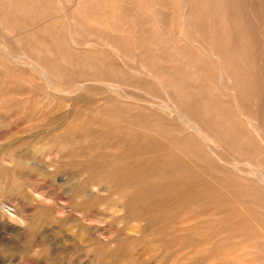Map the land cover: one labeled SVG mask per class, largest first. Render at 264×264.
<instances>
[{
	"label": "rangeland",
	"instance_id": "1",
	"mask_svg": "<svg viewBox=\"0 0 264 264\" xmlns=\"http://www.w3.org/2000/svg\"><path fill=\"white\" fill-rule=\"evenodd\" d=\"M0 1L11 21L9 29L0 27V203L11 208L0 206V264H264V210L255 203L260 194L264 202V182L258 189L254 176L244 172L255 163L252 147L264 151V0H241L248 3L244 22L232 11L233 0ZM18 1L24 8L16 12ZM204 11L210 15L199 18ZM188 22L201 31L185 28ZM224 27L225 66L224 46H207L209 33ZM3 47L28 48L57 71L50 70L51 79L34 76ZM146 63L180 71L177 78L193 91L181 96V106L203 93L212 101L215 115L200 113L201 121L195 120L200 135L191 133L187 119L177 120L151 102L174 103L178 95L170 92L165 73L155 77L140 66ZM134 82L157 97L125 88ZM254 111L260 114V138L243 117ZM223 121L226 129L220 128ZM205 131L215 132L218 147L237 140L234 146L244 148L238 151L243 157L233 159L237 173L211 153L206 161L191 155L207 154L204 137L215 142ZM185 140L186 152L175 148Z\"/></svg>",
	"mask_w": 264,
	"mask_h": 264
},
{
	"label": "bare ground",
	"instance_id": "2",
	"mask_svg": "<svg viewBox=\"0 0 264 264\" xmlns=\"http://www.w3.org/2000/svg\"><path fill=\"white\" fill-rule=\"evenodd\" d=\"M16 1V0H15ZM15 1H13V2H15ZM39 1V0H38ZM79 3H76V4H80V1L79 0H77ZM152 2H153V0H151ZM184 1V0H183ZM182 0H181V2L182 3H184ZM191 1V0H190ZM228 0H226V2H227ZM232 1V0H231ZM230 1V2H231ZM238 1H241V0H238ZM237 0H233V6H231L232 7V9H234V10H232V11H236V13H239L240 14V18L241 19H239L241 22H244L245 20H244V18H243V16L247 13V9H246V3L247 2H245V5H243L242 4V1L241 2H238ZM1 2V1H0ZM146 2V1H145ZM210 2V1H209ZM225 2V3H226ZM7 3V2H6ZM17 3V9H16V12H18V11H20V9L22 10V8H24L23 6H22V8H21V5H22V2H16ZM40 3V2H39ZM111 3H112V1H111ZM148 4H149V1L147 2ZM191 3V2H190ZM193 3H194V1H193ZM192 3V4H193ZM212 3V2H211ZM229 2H227V4H228ZM160 5L162 4V3H159ZM191 4V5H192ZM195 4V3H194ZM226 4V5H227ZM229 4H231V3H229ZM13 5H14V3H13ZM16 5V4H15ZM24 5V4H23ZM39 6H40V4H38ZM114 5V4H113ZM158 5V4H157ZM159 5V6H160ZM163 5V4H162ZM180 5V4H179ZM189 5V4H188ZM247 5H248V3H247ZM20 6V7H19ZM147 6V5H146ZM145 6V7H146ZM193 6V5H192ZM43 7V6H42ZM91 7V6H90ZM89 7V8H90ZM94 7V6H93ZM100 7V6H99ZM102 7V6H101ZM106 7V6H105ZM108 7V6H107ZM149 8H151V5H149L148 6ZM153 7V6H152ZM161 7H165L164 5L163 6H161ZM160 7V8H161ZM186 7V6H185ZM189 7H191V6H189ZM189 7H188V9H189ZM207 7V6H206ZM230 7V6H229ZM231 7H230V9H231ZM6 8V7H5ZM15 8V7H14ZM103 8V7H102ZM207 8H209V7H207ZM34 9H35V7H34ZM42 9V8H41ZM54 9H56V8H54ZM53 9V10H54ZM78 9V8H77ZM97 9V8H96ZM163 8H161V10H162ZM195 9H196V6H195ZM194 9V11H196V10H198V9H196L195 10ZM200 9V8H199ZM226 9V8H225ZM230 9H226V11L227 10H230ZM249 9V8H248ZM27 10V9H26ZM36 10H37V8H36ZM57 10V9H56ZM75 10V9H74ZM92 10V9H91ZM103 10V9H102ZM101 10V11H102ZM150 9H148V11H149ZM208 10H210V9H208ZM208 10H206V11H208ZM33 11V10H32ZM77 11V10H76ZM191 11V10H190ZM200 11V10H199ZM225 11V12H226ZM29 11H27V14H26V16L28 15V14H30V13H28ZM58 12V11H57ZM103 12V11H102ZM138 12V11H137ZM205 12V11H204ZM25 13H26V11H25ZM32 13V12H31ZM36 13H37V11H36ZM39 13H41V12H39ZM46 13V12H45ZM196 13H198V12H196ZM196 13H194L193 12V15L194 14H196ZM210 12H208V14L206 15V12H205V14H200V15H198L199 16V18H203V16L202 15H204V16H208V15H210L209 14ZM34 15H35V13H33ZM50 15H51V13H49ZM59 14V13H58ZM70 14V13H69ZM71 14H72V12H71ZM94 14V13H93ZM101 14H103V13H101ZM138 14V13H137ZM42 15V14H41ZM41 15H39V17L42 19L43 17H41ZM53 15V14H52ZM55 15V14H54ZM81 15V14H80ZM143 15V14H142ZM142 15H140V16H142ZM163 15V14H162ZM224 15V14H223ZM238 15V14H237ZM28 16H30V15H28ZM58 16H60V15H58ZM77 16V15H76ZM187 16V15H186ZM189 16V15H188ZM196 16V15H195ZM220 16V15H219ZM17 17H19L18 15L16 16V19H17ZM139 17V16H138ZM214 17V16H213ZM213 17H211V18H213ZM222 18H223V16H221ZM226 17V16H225ZM234 17V16H233ZM33 19H34V17H32ZM36 18L37 19H40V18H38V14H37V16H36ZM53 18V17H52ZM52 18H50V20H53ZM56 18H57V16H56ZM71 18V17H70ZM73 18V17H72ZM184 18V17H183ZM194 18V17H193ZM201 18V19H202ZM205 18V17H204ZM236 18V17H235ZM238 18V17H237ZM15 19V18H14ZM14 19H13V21H14ZM15 19V20H16ZM23 19V18H22ZM25 19V18H24ZM23 19V20H24ZM66 19V18H65ZM83 19V18H82ZM145 19V18H144ZM195 19V18H194ZM206 19V18H205ZM214 19V18H213ZM45 20V19H44ZM49 20V19H48ZM50 20H49V22H50ZM71 20V19H70ZM181 20H183V19H181ZM185 20H187V19H185ZM199 20V19H198ZM222 20V19H221ZM36 21V20H35ZM42 21V20H41ZM55 21V20H54ZM53 21V23H55ZM74 21V20H73ZM139 21V20H138ZM145 21V20H144ZM197 21V20H196ZM215 21L216 20H212V22L211 23H213V27H214V23H215ZM219 21V20H218ZM223 21L225 22V23H228V20L225 18H223ZM236 21V20H235ZM234 21V22H235ZM10 20H9V18L7 17V15H6V13H5V9H3L2 8V6L0 5V27H3V29H4V27L5 28H7V29H9L8 27L10 26ZM32 22H34V21H32ZM59 22V21H58ZM125 22V21H124ZM128 22H129V20H128ZM134 22V21H133ZM143 22V21H142ZM184 22V21H183ZM195 22V21H194ZM205 22H207V21H205ZM220 22V21H219ZM233 22V23H234ZM237 22V21H236ZM15 23V22H14ZM17 23H18V21H17ZM44 23V22H43ZM126 23V22H125ZM129 23H131V22H129ZM128 23V24H129ZM139 23V22H138ZM187 23V22H186ZM202 23V22H201ZM208 23H209V21H208ZM28 24V23H27ZM48 24H50V23H48ZM47 24V25H48ZM55 24H57V23H55ZM74 24V23H73ZM78 24V23H77ZM140 24V23H139ZM203 24V23H202ZM237 24H239V23H237ZM241 24V23H240ZM243 24V26L246 24V23H242ZM19 25H20V23H19ZM28 25H30V22H29V24ZM27 25V26H28ZM45 25V24H44ZM80 25V24H79ZM127 25V24H126ZM141 25V24H140ZM203 25H205V23L203 24ZM227 25V24H226ZM16 27H17V25H15ZM21 26V25H20ZM81 26V25H80ZM135 26H136V24H135ZM134 26V27H135ZM139 26V25H138ZM142 26H144V25H141V27ZM196 26H198V25H196V23L195 24H191V23H189L188 22V24H187V27H185V28H187V29H190V31H191V29L195 32V29H197L198 28V30H199V27H196ZM206 26V25H205ZM238 26V25H237ZM247 26V25H246ZM16 27H14V28H16ZM29 27H32V25L31 26H29ZM45 27V26H44ZM132 27H133V25H132ZM137 27V26H136ZM207 27H208V24H207ZM206 27V28H207ZM240 27H241V25H240ZM245 27V26H244ZM12 28V27H11ZM14 28H12V29H14ZM21 28V27H20ZM23 28H25V26L23 27ZM22 28V29H23ZM48 27H46V29H47ZM81 28V27H80ZM129 28V27H128ZM127 28V29H128ZM26 29V28H25ZM138 29V28H137ZM174 29V28H173ZM187 29H185L186 31H189V30H187ZM208 29V28H207ZM242 29H243V27H242ZM247 29V28H246ZM2 30V29H1ZM15 30V29H14ZM24 30V29H23ZM44 30V29H43ZM51 30H54V28L52 29L51 28ZM59 30V29H58ZM58 30H56V31H58ZM131 30V29H130ZM140 30V29H139ZM138 30V31H139ZM205 30V29H204ZM243 30H245V29H243ZM4 31V30H3ZM5 31H6V29H5ZM7 31H9V30H7ZM22 31V30H21ZM27 31H29V30H27ZM27 31H25V33L27 32ZM31 31V30H30ZM60 31V30H59ZM58 31V32H59ZM135 31H137L136 29H135ZM134 30L132 31L131 30V32H135ZM142 31V30H141ZM178 31V30H177ZM176 31V32H177ZM185 31V32H186ZM192 31V32H193ZM199 31H201V30H199ZM209 31H211L210 30V28H209ZM241 31V30H240ZM10 32V31H9ZM14 32V31H13ZM16 32H18L17 31V29H16ZM24 32V31H23ZM39 32H42V31H39ZM50 32V31H49ZM75 32V31H74ZM166 32H167V30H166ZM168 32L169 33H171V32H173V31H170V30H168ZM181 32V31H180ZM194 32H193V34H194ZM237 32V31H236ZM6 33V32H5ZM11 33V32H10ZM15 33V32H14ZM43 33V32H42ZM129 33V32H128ZM137 33H140V32H137ZM142 33H145V32H142ZM183 33V35H185L184 34V31L182 32ZM188 34H189V32H187ZM206 33V32H205ZM229 33V31H227V29L224 27L223 29H221V30H219V31H216V30H213V31H211L210 33H209V44L210 45H207V43H205L207 46H213V44H215V42H218L220 45L222 44L224 47H223V49H221L220 50V52L222 51V53H224V54H222V56H224V58H221L222 59V61H220V63L222 62V64L221 65H227L228 64V62H227V57H226V55H229V54H227L228 53V51H227V44L226 45H224L225 44V41H226V36H227V34ZM240 33V32H239ZM12 34V33H11ZM22 34V33H21ZM24 34V33H23ZM30 34H35V33H30ZM39 33H37L36 35H37V37H41V35H38ZM53 34H55L56 35V33L54 32ZM60 34V33H59ZM132 34V33H131ZM136 34V33H135ZM174 34V33H173ZM179 34H181V33H179ZM199 34V33H198ZM204 34V33H203ZM27 35H28V33H26V37H27ZM49 35V34H48ZM55 35H53V36H55ZM144 35V34H143ZM146 35V34H145ZM170 35H172V33L170 34ZM174 35H176V34H174ZM182 35V34H181ZM187 35V34H186ZM185 35V36H186ZM192 35V34H191ZM191 35L189 36V39H190V37H191ZM208 35V34H207ZM16 37H17V35H15ZM14 36V37H15ZM19 37H20V35H18ZM30 36V35H29ZM136 36V38H138L139 39V36L137 37V35H135ZM141 36H142V34H141ZM148 36V35H147ZM146 36V37H147ZM169 36V35H168ZM168 36H166V37H168ZM173 36V35H172ZM7 37V36H6ZM15 37V38H16ZM18 37V38H19ZM60 37H62L61 35H60ZM101 37V36H100ZM134 37V36H133ZM145 37V38H146ZM176 37V36H175ZM180 37V36H179ZM187 37H188V35H187ZM193 37V36H192ZM196 37V36H195ZM3 38H4V36H3ZM24 37H22L21 39H23ZM31 37H29V39H30ZM33 38H35L36 39V36L35 37H33ZM42 38V37H41ZM103 38V37H102ZM106 39H107V37H105ZM105 38H103V39H105ZM141 38V37H140ZM148 38H150V37H148ZM169 39H170V36L168 37ZM168 38H167V40H168ZM173 38V37H172ZM182 38V37H181ZM205 38V37H204ZM26 39V38H25ZM24 40V41H31V40ZM35 39H32L33 40V42H34V40ZM43 39V38H42ZM61 39V38H60ZM60 39H58V40H60ZM112 41H113V39L112 38H110ZM116 39V38H115ZM114 39V43H115V40ZM118 39V38H117ZM144 39V38H143ZM180 39V38H179ZM183 39V38H182ZM193 39V38H192ZM191 39V40H192ZM195 39V38H194ZM202 39V38H201ZM245 39V38H244ZM4 40V39H3ZM37 40V39H36ZM44 40V39H43ZM43 40H42V42L40 43V44H42V43H44L43 42ZM109 40V39H108ZM123 40V39H122ZM142 40V39H141ZM150 39H148L147 41H149ZM152 40V39H151ZM205 40H207L206 38H205ZM17 41V40H16ZM23 41V42H24ZM53 41H57V40H54L53 39ZM168 41H170V40H168ZM167 41V42H168ZM172 41V40H171ZM180 41H182V40H180ZM187 41V40H186ZM20 42H22V41H20ZM37 42H39V41H37ZM37 42H36V44H37ZM50 42H52V40L50 41ZM58 42V41H57ZM102 42H104V40L102 41ZM117 42H121V40H117ZM116 42V43H117ZM123 42V41H122ZM121 42V43H122ZM128 42V41H127ZM127 42H125V44L127 43ZM150 42L151 41H149V44H150ZM173 43L174 42H176V40H174V41H172ZM178 43H179V41H177ZM177 42H176V44H177ZM192 42V43H191ZM190 42V44H193L194 45V42H193V40ZM199 42V41H198ZM203 42V41H202ZM6 44L8 43L7 42V40H6V42H5ZM4 43V44H5ZM17 43V42H16ZM30 43H32V42H30ZM49 43V42H48ZM47 43V44H48ZM62 43V42H61ZM64 43V42H63ZM68 44H69V42H67ZM106 42H104V44H105ZM146 43V42H145ZM154 43V42H153ZM170 43V42H169ZM187 43H188V41H187ZM187 43H185L186 45H187ZM196 43V42H195ZM33 44V43H32ZM46 42H45V47H46ZM59 44V43H58ZM57 44V45H58ZM110 43H108V45H109ZM111 44H113V43H111ZM140 44H142V41H141V43ZM189 44V43H188ZM203 44V43H202ZM50 45H52V44H50ZM55 45V44H54ZM66 45V44H65ZM115 45V44H114ZM136 45H137V43H136ZM155 45V44H154ZM6 46V45H5ZM10 46V45H9ZM16 46H18V44H16ZM56 46V45H55ZM68 46V45H67ZM70 46V45H69ZM109 46H112V45H109ZM115 46H118L119 47V45H115ZM142 46V45H141ZM141 46H140V48H141ZM146 46H147V44H146ZM145 46V47H146ZM7 47V46H6ZM13 47V46H12ZM11 47V48H12ZM20 47H22L21 45H20ZM24 47V46H23ZM34 47H35V44H34ZM44 47V46H43ZM53 47V46H52ZM58 47H60V45H58ZM151 47H153V45L151 46ZM155 47V46H154ZM187 47V46H186ZM216 47V46H215ZM222 47V46H221ZM42 48V47H41ZM57 48V47H56ZM55 48V49H56ZM69 48V47H68ZM112 48H113V46H112ZM120 48V47H119ZM203 48V47H202ZM209 48V47H208ZM2 49V48H1ZM3 49H4V52L6 53V55L8 56V58L10 59V60H13L14 62H19V63H21V64H23V65H25V66H27L28 68H30V70L34 73V76H37V77H43V78H45V79H51L50 77H51V72H50V70L51 71H53L52 70V68L54 69V67L52 66V68H50V66L48 65V66H46V64H45V66L44 65H42L41 64V59H43L42 57L41 58H39V57H37V56H35L33 53V51L31 50V48H30V52H33V53H28L27 52V49L25 50V49H10L9 47L8 48H4L3 47ZM54 49V48H53ZM65 49V48H64ZM115 49V48H114ZM139 49V48H138ZM137 49V50H138ZM148 49V51L150 52L151 51V49L149 50V48H147ZM157 49V48H156ZM217 49V48H216ZM215 49V50H216ZM229 49V48H228ZM47 50L49 51V54H50V52H51V49L50 48H47ZM61 51H64V50H62V49H60ZM71 49H69V51H70ZM202 50H204V48L202 49ZM1 51V50H0ZM3 51V50H2ZM56 51V50H55ZM154 50H152V52H153ZM66 52H67V50H66ZM65 52V53H66ZM143 52H145V51H143ZM149 52L147 53L148 55H150L149 54ZM155 52V51H154ZM182 52V51H181ZM217 52V51H216ZM219 52V53H220ZM60 53V52H59ZM58 53V54H59ZM64 53V52H63ZM72 52H69V54H71ZM213 53V52H212ZM225 53H226V55H225ZM39 54V53H38ZM78 54V53H77ZM77 54H74L73 53V55H77ZM86 54V53H85ZM143 54L144 53H141V56H143ZM191 54H193V52L191 53ZM190 54V55H191ZM195 54V53H194ZM196 54H198V53H196ZM37 55V54H36ZM208 55V54H207ZM218 55V54H217ZM59 56V55H58ZM57 56V57H58ZM219 56H220V54H219ZM63 57V56H62ZM75 57V56H74ZM74 57H72V58H74ZM85 57H87V56H85ZM156 58L158 57V56H155ZM80 59H81V56L79 57ZM84 58V57H83ZM160 58V57H159ZM161 58H162V56H161ZM189 58V57H188ZM190 58H193L192 56L190 57ZM228 58H230V57H228ZM71 59V58H70ZM147 59V58H146ZM145 59V60H146ZM148 59H149V57H148ZM217 59V58H216ZM218 59H220V57L218 58ZM217 59V60H218ZM75 60V59H74ZM83 60V59H82ZM84 60H86V59H84ZM89 60V59H88ZM87 60V61H88ZM153 60V59H152ZM200 60V59H199ZM47 61H48V59H47ZM62 61V60H61ZM61 61L59 60V62L61 63ZM70 61V60H69ZM141 61V60H140ZM210 61V60H209ZM212 61V60H211ZM230 61V60H229ZM63 62V61H62ZM65 62H66V60H65ZM159 62L161 63V60H159ZM167 62H170L168 59H167V61H166V63ZM185 62H187V60L185 61ZM45 63V62H44ZM47 63V62H46ZM73 63V62H72ZM88 63H90V62H88ZM164 63H165V60H164ZM190 63V62H189ZM215 63H217L216 61H215ZM245 63V62H244ZM59 64V63H58ZM57 64V65H58ZM63 64V63H62ZM91 64V63H90ZM139 64H140V62H139ZM142 64V63H141ZM169 64V63H168ZM188 64V63H187ZM211 64V63H210ZM56 65V66H57ZM61 65V64H60ZM67 65V64H66ZM69 65V64H68ZM83 65V64H82ZM92 65V64H91ZM145 65H148V66H146L145 67ZM161 65H162V63H161ZM220 65V66H221ZM55 66V68H57ZM63 66V65H62ZM62 66H60V68L62 69V70H64V68H62ZM140 66H144V70H145V68H147V70L149 71L148 72V74H150V75H154L155 77H157L158 75H160V74H162V73H165L164 75H162V76H166L167 77V79H169V81H170V92H173V93H175V94H177L178 95V98L177 99H174L173 101H174V103L172 102V101H170V103H160V102H157V101H155L154 100V98H152L151 97V102L156 106V107H158V108H163L162 110L164 111L165 109H167V110H169V111H171L172 112V117L173 118H175V119H177V120H188L189 121V127H190V129L192 130V132L191 133H193V134H197V135H200V133H201V130H199L198 129V127H197V125L195 124V120L196 119H198L197 117H198V115L200 114V113H204L203 114V116L206 114V115H208V116H211V115H215V112H216V110L214 109V106H213V103H212V101L210 100V99H207V98H204L205 97V95H204V93L202 94L203 95V98L201 99L200 97L201 96H198V95H196V96H193L192 95V97L190 98V99H187L189 102H185L184 101V106H181L180 104H181V99H186V98H182V97H186L187 95H185V94H192V92L193 91H191L190 93H189V91H186V87H185V85H183L182 84V82H180L179 81V79L180 78H182V80H183V77H180L179 79L177 78V74L176 73H179V72H176V71H174L173 72V70H170V69H163V68H161V69H159V70H157V69H155L153 66V68L151 67V66H149V64L148 63H146V64H143V65H140ZM47 67H49L50 69H47ZM188 67V69H189V66H187ZM194 67V66H193ZM197 67V66H196ZM207 67V65L205 66V68ZM210 67V66H209ZM212 67V66H211ZM58 68H59V66H58ZM59 68V69H60ZM171 68V67H170ZM142 69H143V67H142ZM178 69V68H177ZM207 69V68H206ZM208 69H210V68H208ZM226 69H227V67H226ZM226 69H223L224 71L223 72H225V70ZM55 70V69H54ZM61 70V71H62ZM84 70V69H83ZM190 70V69H189ZM196 70H198L197 68H196ZM202 70V69H201ZM212 70V69H211ZM219 70H221V69H219ZM227 70H230V69H227ZM55 71H57V69L55 70ZM58 71H60V70H58ZM85 71H86V69H85ZM199 71V70H198ZM207 71H209V70H207ZM63 72V71H62ZM61 72V73H62ZM65 72V71H64ZM84 72V71H83ZM176 72V73H175ZM194 72H195V70H194ZM201 72H203V70L201 71ZM53 73V72H52ZM204 73V72H203ZM220 73H221V71H220ZM226 73V72H225ZM57 74V73H56ZM59 74H60V72H59ZM89 74V73H88ZM85 75H86V77H89L86 73H85ZM185 75V74H184ZM226 75V74H225ZM81 76H82V74H81ZM81 76H80V78H81ZM210 76V75H209ZM212 76V75H211ZM218 76H220V74H218ZM227 76H230V75H226V77ZM232 76V75H231ZM238 76H239V74H238ZM83 77H85L84 75H83ZM95 77V76H94ZM204 77V76H203ZM232 78V77H231ZM44 79V80H45ZM89 79V78H88ZM92 80H93V78H91ZM99 79V78H98ZM97 79V80H98ZM188 79V78H187ZM80 80H83V79H80ZM80 80H79V82H80ZM160 80V79H159ZM181 80V81H182ZM203 80V79H202ZM201 80V81H202ZM45 81H47V80H45ZM49 81V80H48ZM84 81V80H83ZM83 81H81L82 82V84H83ZM99 81H100V79H99ZM167 81V80H166ZM189 80H187V82H188ZM211 81V80H210ZM213 81V80H212ZM211 81V82H212ZM85 82V81H84ZM102 82V81H101ZM136 82V81H135ZM135 82L134 83H130V84H124V86H125V88L127 87V89H129L130 91H133V92H138V93H143V94H145V95H147V96H150V95H152L153 97H157V95H154V94H152L151 92H149L148 90H143V89H141L139 86H141V85H137V84H135ZM150 82V81H149ZM160 82V81H159ZM184 82V81H183ZM190 82H193V81H190ZM226 82H229V81H226ZM89 83H90V81H89ZM147 83V82H146ZM189 83V82H188ZM155 84H157L156 82H155ZM162 84V83H161ZM185 84H186V81H185ZM191 84V83H190ZM194 84H196V83H194ZM228 84V83H227ZM100 85V84H99ZM119 85V84H118ZM146 85V84H145ZM149 85V84H148ZM148 85H146V87H148ZM204 85V84H203ZM213 85V84H212ZM85 86H87V84L85 85ZM108 86V85H107ZM142 86H144V84L142 85ZM191 86L192 85H190V88H191ZM121 87V86H120ZM157 87V86H156ZM159 87H160V85H159ZM158 87V88H159ZM193 87V86H192ZM201 87V86H200ZM204 87V86H203ZM78 88V87H77ZM194 88V87H193ZM196 88H198V92H196L195 91V89H194V93L196 92V93H199V90H201V89H199V87H196ZM229 88V87H228ZM161 89H164V88H161ZM166 89V88H165ZM209 89V88H208ZM215 89V88H214ZM218 89V88H217ZM149 90H151V89H149ZM82 91V90H81ZM129 91V92H130ZM202 91V90H201ZM127 93V92H126ZM191 94H190V96H191ZM199 94H201V93H199ZM182 96V97H181ZM158 97H160V95L158 96ZM181 97V98H180ZM199 97V98H198ZM102 99V98H101ZM156 99V98H155ZM103 100V99H102ZM167 100V99H166ZM183 101V100H182ZM226 103H227V101H226ZM228 105H230V104H227V106L226 107H229ZM220 107V106H219ZM165 108V109H164ZM159 109V110H160ZM257 110V109H256ZM255 110V111H256ZM258 110H260V109H258ZM254 111V112H255ZM257 112V111H256ZM256 112L254 113L255 114V116H254V114H253V116H247V117H245V116H243L244 118H245V122L248 124V126H250V128H251V133H253L257 138H260L261 137V133H262V130H261V121H260V114H259V112L256 114ZM219 113V112H218ZM262 113V112H261ZM223 113H221V115H222ZM202 116V117H203ZM202 117H199L200 119L202 118ZM200 119H198V120H200ZM227 120V119H226ZM201 121V120H200ZM204 120H202V124H204V122H203ZM196 122H198V121H196ZM136 123V122H135ZM185 123H187V122H185ZM198 123H200V122H198ZM218 123V122H217ZM138 125V124H137ZM185 125H187V124H185ZM185 127V126H184ZM187 127V126H186ZM186 127H185V130H186ZM202 127H203V125H202ZM226 127H227V121H223V122H221L220 123V128L221 129H226ZM189 129V128H188ZM248 129H249V127H248ZM210 130V129H209ZM189 132V131H188ZM206 132V131H205ZM209 136H210V138H211V140H213V141H215L213 144H211L210 145V143H208V142H206L205 141V137H204V139H201L202 140V142H203V144L206 146V151H208L207 152V154L206 153H201V152H192L193 154H191L194 158H199L201 161H206V159L205 158H209V154L211 153V154H213L214 156H216L215 157V159H217V161L219 162V164H221V165H223L224 167H226L228 170H232V172H233V170H235L234 172H236V171H238V169H237V167L235 166V164H234V162H233V159L234 158H237V156L239 157V158H241V157H243L242 155H240V152H238V151H242L243 149L241 148V147H239V146H234V143H237V140H233L232 141V143H233V146H228V145H225V146H220V147H218L219 145H220V142H221V140H219V139H217L218 137H216V134H215V132L213 131H207L206 132ZM223 133V132H222ZM187 134V133H186ZM189 134V133H188ZM202 134H203V132H202ZM231 135L232 136H234V134H232L231 133ZM229 138H231V136H229L228 137V140H229ZM236 139V138H235ZM211 142V141H210ZM230 143V142H229ZM180 144H182V145H180ZM184 144V141H180V142H178V144L175 146V148H177L178 146H181L180 148V150L181 151H185L186 152V149L184 148V146H186L187 144H188V141L187 140H185V144ZM216 144H219L218 146H216ZM222 144V143H221ZM223 145V144H222ZM251 147H252V145H251ZM250 147V148H251ZM190 149H191V147H189ZM253 148V150L252 151H254L253 152V158H255L254 160H255V163L252 161L250 164H251V166L247 169V170H245L244 172L245 173H247V174H250V175H253L254 176V181L258 184V189H260L261 187H263L262 186V183H261V181L262 182H264V151H262L261 150V148L260 147H256V148H254V147H252ZM264 150V149H263ZM209 153V154H208ZM243 153H245V152H242V154ZM248 153V152H247ZM223 155V156H220V155ZM225 155V156H224ZM245 156H246V154H244ZM248 156H249V153L247 154ZM229 157V158H228ZM245 158H247V157H245ZM203 159H205V160H203ZM215 159H212V161L213 160H215ZM250 160V159H249ZM13 161H14V159H13ZM19 161H21V160H19ZM247 162V161H246ZM29 163V162H28ZM210 163V162H209ZM33 164V163H32ZM36 165H40V164H37V163H35ZM249 164V165H250ZM248 165V164H247ZM213 168H217V167H215V166H213ZM219 168V167H218ZM217 168V169H218ZM243 170V169H242ZM221 172V171H220ZM225 172V171H224ZM233 172V173H234ZM47 173V172H46ZM237 173V172H236ZM239 173H241L242 174V171L241 172H239ZM223 174V173H222ZM237 176H238V174H237ZM233 179L235 180V178L233 177ZM231 180V179H230ZM237 181V180H236ZM241 182V181H240ZM253 182V181H252ZM261 183V184H260ZM241 184V183H240ZM264 184V183H263ZM236 185V184H235ZM256 186V185H255ZM254 186V187H255ZM227 187V186H226ZM232 187H234V186H232ZM246 188V187H245ZM235 189V188H234ZM240 189V188H239ZM249 189H251V188H249ZM252 190V189H251ZM241 191V190H240ZM260 191V190H259ZM235 193V192H234ZM239 194V193H238ZM241 194V193H240ZM256 194V193H255ZM86 198L88 197H91V194L90 193H85V194H83ZM242 195H244V193L242 194ZM92 197H93V195H92ZM91 197V198H92ZM247 197V196H246ZM258 198L256 199V205H257V207H259L260 209H263L264 210V202L262 201V196H261V194L259 195V196H257ZM0 206H1V208L2 207H8L9 209H11L10 208V205L9 204H7V203H4V202H2V203H0ZM116 206V205H115ZM258 209V208H257ZM258 213V212H257ZM253 245H254V243H253ZM258 245V244H257ZM258 246H260V245H258ZM260 249H261V246H260ZM259 250V249H258ZM257 251V250H256ZM260 251V250H259ZM258 252V251H257ZM258 254V253H257ZM260 256V255H259ZM262 256H264V255H262ZM262 256H260V257H262ZM257 260V259H256Z\"/></svg>",
	"mask_w": 264,
	"mask_h": 264
}]
</instances>
